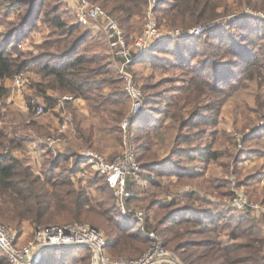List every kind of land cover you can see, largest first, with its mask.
<instances>
[{"label": "rangeland", "instance_id": "obj_1", "mask_svg": "<svg viewBox=\"0 0 264 264\" xmlns=\"http://www.w3.org/2000/svg\"><path fill=\"white\" fill-rule=\"evenodd\" d=\"M4 1L0 0V3ZM212 1L218 5V16L215 20L190 27L185 36L175 34L169 39L157 42L147 51H153L154 54L145 59L144 63L135 65L138 58L134 60L129 70L135 82L141 88L148 85L150 90L142 89L144 105L130 132L133 141L125 139L119 132L112 133L113 137H119L115 140H105L103 137L104 140L99 143L102 147L97 145L92 149L74 148L82 161L80 167L86 170L85 177L76 176L81 180L80 184L76 181V186L85 189L97 201H104L109 207H113L111 191L97 176L96 167L84 153L93 151L111 159L115 151L106 155L108 144H114L115 147L111 149L119 148L120 152L125 147H131L139 155L142 165L141 182L138 186L144 189V194L140 196L145 198L143 202L133 201L131 206L146 211L147 219H151V223H154L153 217L157 215L163 216L176 211L175 209L181 210L175 217L176 220L192 218L205 226L211 225L208 229L205 228V233L201 232L202 229L195 228L197 233L188 234L185 239L204 241L217 237L222 244H232L239 240L232 239L230 233L239 224L242 228L249 227L248 219L251 218L229 205L228 200L233 192L245 190L252 201L264 203V0ZM248 2L258 7L254 8ZM56 3L57 7L64 5V9L71 13L67 1L51 0V5ZM150 3L155 7L158 0H151ZM17 7L22 8V11L15 8L8 17L0 15V41L1 33L4 34L12 23L18 22L19 12L22 14L27 6ZM153 13L159 24L157 13ZM145 16L139 21L136 36L133 35L132 39L127 40L128 43L132 44L144 30ZM68 20L73 21L74 18L70 17ZM46 21H38L31 27L28 34L21 39L20 46L13 51L17 54L22 52L30 62V66L23 71L28 77L25 86L18 89L7 85V81L2 82L8 88V94L0 102V126L6 129L7 135L3 141L9 146L0 148V155H5L11 148L9 141L13 140L14 145L21 142L22 147L13 149L12 155L27 159L36 175L49 173L50 177L56 179L61 174L62 166L68 168L75 164L76 156L71 148V143L75 140L66 146L55 147L45 137L56 134V130L33 128L36 130L33 131L24 125V121L28 120L29 125L46 123L51 115L56 114L51 100L37 92L40 82H45L43 73L39 71L40 64L49 60L44 55L55 51L54 48L47 49L44 41L59 38V34L52 33V25ZM159 27L163 30H176L174 27ZM195 27H202L207 33L201 36L191 34V29ZM82 33L81 29L76 36ZM93 34L85 41L90 55H97L103 64L107 60L103 55L108 56L110 50L108 51L106 39L100 31L93 30ZM5 42L4 46L12 50L14 42ZM155 48L157 49L153 50ZM147 52L138 57H143ZM225 73L228 74L222 77ZM193 81H197L194 85L196 88H191ZM119 86L123 89L121 84ZM202 87L205 89L203 92L200 91ZM48 94L53 98L61 96L50 90ZM103 94L107 92L103 90ZM208 104L215 108L206 110ZM24 105L28 107L26 115L20 109ZM39 106L45 108V112L40 115L36 113ZM130 108L131 100H128V112ZM204 115L207 116L205 122L202 119ZM191 116L195 120L188 124L187 119ZM61 117L63 121L65 117ZM214 121L217 123H213ZM94 122L103 127L107 125L101 124L100 118ZM26 135L36 136L34 143L23 141L22 138ZM125 140L127 146L124 145ZM207 142L220 153L219 159L209 164L200 157V150L206 147L203 143ZM54 157H66L68 161L59 160L60 168L53 171L50 161ZM147 206L152 207L147 210ZM202 211L203 216L198 215ZM127 220L134 222L132 219ZM30 228L21 233L25 241L33 235L34 229ZM162 229L165 230L166 227L161 226L156 232L159 237H169ZM102 233L106 235L104 231ZM172 245L173 243L169 244L170 249ZM205 249L201 248L200 251ZM180 253L178 251L175 254L181 259ZM78 259L76 262L70 261V264H88L81 263Z\"/></svg>", "mask_w": 264, "mask_h": 264}, {"label": "trees", "instance_id": "obj_2", "mask_svg": "<svg viewBox=\"0 0 264 264\" xmlns=\"http://www.w3.org/2000/svg\"><path fill=\"white\" fill-rule=\"evenodd\" d=\"M88 1L102 6L113 15L124 29L127 40L137 32L139 21L146 15L151 2V0ZM248 4L253 5L254 8L258 7L250 2ZM17 5H26L27 7L22 14L19 12L18 22L12 23L13 25L4 34L1 33L0 102L8 94V88L2 82L12 79L16 74L26 71L30 66V62L22 52L17 54L13 51L20 46L21 39L28 34L31 27H34L38 21L47 20L46 22L52 25V33L59 34V38L44 41L47 49L54 48L55 51L44 55L49 60L40 64L39 71L43 73L45 82H40L37 86V92L51 100L52 107L62 95L67 94L75 98H83L89 105L90 116L100 118V123L107 125L103 127L98 122H91L87 125L85 116L75 114V141L71 148L74 150L73 155L76 156V161L73 167L64 168L62 166L61 174L56 179L50 177L49 173L36 175L27 159H20L12 155L13 149L22 147L21 142L18 143L19 145H14L13 140L9 141L11 148L6 151L5 155H0V222L22 233L28 225L35 230L45 225H65L74 221H88L101 232H105L107 251L115 258H137L141 256L150 247L151 242L147 232H158L161 226H165L166 229H162V232L166 231L169 237L162 239L164 246L170 249L169 244L173 243L170 250L173 249L174 253L180 251V257L185 264H264V219H256L250 216L251 218L248 219L249 227L242 228V225L239 224L230 233L232 239L239 241L232 244H222L217 237L204 239V241H192L185 239V236L196 234L195 228H200L202 229L201 232L205 233V228L208 229L211 225L205 226L202 222H197L189 217L185 220H176L175 217L181 210L175 209L176 211L173 210L163 216L153 217L154 223H151V219H147L145 214L146 223L145 231H143L137 223L121 218L122 215L115 205L113 191L102 174L96 172L112 193L113 207H109L104 201H97L85 189L76 186V181L81 183L76 174L84 168L80 167L82 161L79 159V153H76L78 152L77 149L74 148L78 147V150L82 147L92 149L97 146V140L103 138V135L107 133L121 132L125 136L120 124L128 113L127 107L130 98L119 86L120 84L123 86V83L117 71L116 49L104 31L103 36L110 53L108 56L103 55L104 59L108 61L106 60L105 63L101 64L97 55H90L89 47L85 41L94 35V29L72 20L69 21L72 13L64 9V5H60V7H57L58 3L54 6L51 5V0H5L4 3H0V7H2L0 9L1 17H8L15 8L19 9ZM217 6L212 0H172L170 2L158 0L154 11L157 13L159 25L167 28L174 27L181 33H187L189 28L194 25L215 20L218 16L216 13ZM20 10L22 11V8ZM81 29L83 30L82 35L76 36V33ZM214 29L215 27L212 28V31ZM5 41H9V44L14 42L13 47L11 46L12 50L8 49V46H4ZM153 54V51H149L143 54V57L141 55L134 64L144 63L145 59L150 58V55ZM247 70L245 72H248ZM227 74L225 73L222 77ZM196 82H191V88H196L194 86ZM116 84L118 86H115ZM106 88H109V91H106ZM142 89L149 91L150 87L144 85ZM49 90L57 92L61 96L53 98L48 94ZM103 90L107 94H103ZM188 90L190 91V89ZM200 91L203 92L205 89L202 87ZM177 104L175 103L176 106H178ZM29 107H32V104H29ZM67 107L72 109L71 105H67ZM205 108L209 111L213 110L215 106L208 104ZM202 119L205 122L207 116L204 115ZM194 120L195 117L191 116L187 119V123L191 124ZM213 123L217 122L214 121ZM25 125L33 131L35 129H48V127L38 128L35 123ZM108 125L110 126L106 127ZM134 126L132 123L127 133L131 142L133 138L130 132ZM5 131V127L0 126L1 149L9 146L3 141L7 135ZM123 136L121 141H123ZM118 138L115 136V139ZM22 139L25 142L34 141L36 136L27 137L26 135ZM203 145L206 147L200 150L202 161L207 164L217 161L220 153L214 150L208 142L203 143ZM135 154L142 169L139 155L136 152ZM59 160L66 162L68 158L54 157L50 161V167L53 171L60 168ZM139 184L133 179L129 180L128 188L135 191L136 195L130 201L131 204L135 201L143 202L145 199L140 196L144 194V189L140 188ZM101 190L103 191V189ZM151 207L147 206L146 209L149 210ZM203 213L202 211L198 215L203 216ZM201 248L206 249L200 251ZM82 253L84 255H81ZM77 258L81 263L90 264L91 251L81 248L49 250L40 264H70V261L76 262ZM0 264H10L2 249H0Z\"/></svg>", "mask_w": 264, "mask_h": 264}, {"label": "built area", "instance_id": "obj_3", "mask_svg": "<svg viewBox=\"0 0 264 264\" xmlns=\"http://www.w3.org/2000/svg\"><path fill=\"white\" fill-rule=\"evenodd\" d=\"M73 1L76 7L77 23L84 26L97 23L104 29L112 46L116 49L118 74L122 79L123 89L131 100V108L120 124L125 133V139H128V130L144 105L143 90L135 82L129 67L139 55L147 52L157 42L169 39L175 34L185 36L187 33H181L177 29H161L153 13L154 5L150 3L145 16V28L130 44L119 21L105 8L92 4L88 0ZM191 32L195 36L207 33L202 27H195L191 29ZM27 79L26 73H18L11 79V85L20 89L25 86ZM72 99L73 97L68 95L63 98V100ZM59 105L62 106V103ZM44 110L43 106H39L36 113L43 114ZM55 133L45 137V140L55 147L66 146L75 136V130L71 129L67 119L61 121ZM124 145L127 146V140L124 141ZM84 156H88L97 171L105 177L113 191L115 205L122 217L132 219L141 230L145 231V213L130 205L135 192L129 190V180L133 179L140 183L142 172L131 147H125L111 159L93 151L85 152ZM76 176L85 177L86 170L78 172ZM228 203L231 207L244 211L256 219H264V203L252 201L245 190H235ZM147 236L151 242L150 247L141 256L115 258L107 251V240L104 234L88 223L74 221L65 225H45L35 229L32 237L25 241L21 233L0 222V249L6 253L10 264H39L47 251L62 248L89 249L90 264H185L172 250L164 246L162 238L155 231L147 232Z\"/></svg>", "mask_w": 264, "mask_h": 264}, {"label": "crops", "instance_id": "obj_4", "mask_svg": "<svg viewBox=\"0 0 264 264\" xmlns=\"http://www.w3.org/2000/svg\"><path fill=\"white\" fill-rule=\"evenodd\" d=\"M67 1L70 9H71V17L74 18L73 22H77L76 21V7H75V4H74V1L73 0H65ZM90 27H92L94 30H98L100 31V33L102 35H104V29L98 25L97 23H93L92 25H90ZM136 36V34H135ZM117 64V71H118V68H119V65H118V61L116 62ZM7 81V85H11V79H8L6 80ZM26 90V89H25ZM30 90V89H29ZM106 91H109V88H106L105 89ZM50 92H53V93H56L54 91H51ZM67 95V94H66ZM66 95H62L57 103L54 105L53 107V111L56 112V114L54 113L53 115H51V119L48 120L46 123H38L36 124V127H48V129L50 130H57L58 126L61 124V116H64L65 118L64 119H67L70 123V127L71 129H74L75 130V122H74V116L75 114L77 115H80V116H85L87 118V120L85 121V123L88 125L90 124L91 122H94L96 121L97 117H91L90 116V109H89V105L87 103V101L83 98H75L73 97L72 100H63L64 96ZM69 96V95H68ZM62 103V106H60L59 104ZM67 105H71L72 106V109L67 107ZM28 107H26L25 105L20 108L22 111V114H27L28 113ZM90 116V117H89ZM92 120V121H91ZM94 120V121H93ZM26 123L25 124H28L30 123V121H24ZM135 124V121L133 122ZM85 124V125H86ZM104 134V133H103ZM100 136H102V134H100ZM103 137L105 138V140L107 139H113L115 140V137L112 136V133H107L105 135H103ZM104 138H100L99 140H97L98 143H96L99 147H102V144H99L100 142H102L104 140ZM75 139L73 138L71 141H74ZM33 142V141H31ZM34 143V142H33ZM72 144V143H71ZM112 147H115L114 144L113 145H107L106 147V151H105V154L106 155H110V152L111 151H115V154L112 155L111 158H114L118 155V153L120 152L121 149H117V148H113L111 149ZM122 148V146H120ZM117 150V151H116ZM30 230L31 228L29 226L25 227V230Z\"/></svg>", "mask_w": 264, "mask_h": 264}, {"label": "water", "instance_id": "obj_5", "mask_svg": "<svg viewBox=\"0 0 264 264\" xmlns=\"http://www.w3.org/2000/svg\"><path fill=\"white\" fill-rule=\"evenodd\" d=\"M209 28V27H208Z\"/></svg>", "mask_w": 264, "mask_h": 264}]
</instances>
